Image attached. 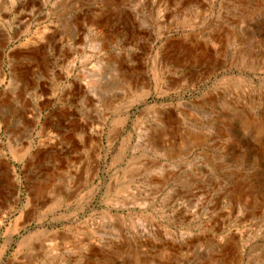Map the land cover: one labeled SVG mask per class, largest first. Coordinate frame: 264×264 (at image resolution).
<instances>
[{"label": "rangeland", "instance_id": "1", "mask_svg": "<svg viewBox=\"0 0 264 264\" xmlns=\"http://www.w3.org/2000/svg\"><path fill=\"white\" fill-rule=\"evenodd\" d=\"M0 264H264V0H0Z\"/></svg>", "mask_w": 264, "mask_h": 264}]
</instances>
